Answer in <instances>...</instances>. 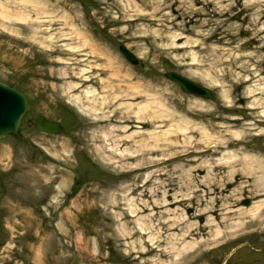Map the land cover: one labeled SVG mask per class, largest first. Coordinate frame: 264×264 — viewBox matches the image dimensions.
Here are the masks:
<instances>
[{"label": "rangeland", "instance_id": "374dc122", "mask_svg": "<svg viewBox=\"0 0 264 264\" xmlns=\"http://www.w3.org/2000/svg\"><path fill=\"white\" fill-rule=\"evenodd\" d=\"M2 1L4 3L5 0H0V3ZM14 1V8L0 14V83L18 91L26 99L27 110L19 127V137L56 155L57 163L67 170L45 159L29 143L15 136L0 139V264H75V259L52 229L56 214L55 230L67 247L73 242L78 264H264V224H250V227L241 224L226 240L200 246L197 244L205 241L209 229L200 233L195 229L205 225L206 216H193L197 209L210 206L217 209L229 206L232 211L249 210L263 197L253 199L247 190L240 191L239 185L216 194L212 183L219 184L222 189L226 183L225 172L213 177L204 165L201 171L191 176L192 180L193 177L196 179L190 186L189 178L182 179V171L177 169L183 164L179 159L164 162L158 168L160 173L152 176L142 187L146 180V177L142 178L144 173H127L103 160L109 157L106 143L99 137L93 139L89 118L48 89L55 82L44 78L40 72L47 61L57 57L68 62L78 58L68 54L58 56L52 51L62 43L76 48L79 41L73 33L84 34L97 46L96 49L107 50L111 58L120 61L125 69L131 70L159 96L172 95L177 112L182 113L189 106L192 113L198 115L189 117L195 129L202 128L216 138V132L227 126V119L238 121V125L230 130L232 133L250 125L253 129L250 136L260 133L261 137L249 140L246 151L263 158L264 123H258L242 109L244 103L238 101L244 91L254 85V80L238 85L227 73H236L242 79L248 76L231 69L232 62L237 63L235 66L245 64L248 69H264V0H224L220 14L214 15L217 6H212L210 12L213 14L195 17L192 26L188 24L187 13L180 10L179 0H173V6L172 0H144L143 6L141 0H30L26 4ZM119 4H132L135 10L143 11L150 18L145 16L128 24L120 18ZM258 9L262 10L260 17L255 15ZM138 14L141 16L142 13ZM255 18L259 20L253 24ZM51 19L59 23L66 20V27L61 25L59 28L65 34H73L75 39L72 42H60L62 39L49 41L45 39L52 36L51 32L33 34L36 30H46ZM249 25L254 26V31L243 34ZM174 36L182 39L172 46L170 37ZM186 44L191 45L186 51L171 49ZM193 45L199 47L193 48ZM120 46L135 56L138 65L133 66L124 58L119 52ZM167 73H175L207 88L213 95L212 99L186 95L166 79ZM94 76L96 74L92 73L91 77ZM256 80L262 88L264 72ZM231 106L233 110H229ZM40 116L59 122L63 126L61 134L50 136L35 131L33 123ZM218 117L221 119L217 120ZM197 134L194 139L199 140ZM95 146L103 147V156L96 154ZM182 147L179 146L177 152L190 151ZM242 148L243 145L237 147ZM66 150L71 151L68 157L63 156ZM219 158L216 155L210 159ZM207 159L204 157L200 161ZM188 168L191 166L184 169ZM166 177L180 182L178 186L164 189L166 192L170 190L169 196L180 197L183 194L193 199L192 192L198 191L197 198L191 204H177L142 213L143 203L151 208V200L160 201V195L149 197L159 185L167 184ZM77 179L80 183L75 189ZM61 183L65 188L59 204L54 207L51 199L57 194L55 187ZM204 187L215 196H205ZM125 189L132 194L127 196ZM115 197L121 204L119 210L112 204ZM215 197L219 200L215 201ZM128 199L134 200V205L128 207ZM171 202L168 198L167 203ZM125 208H135L139 214L135 218L128 216L127 220L116 221L114 215ZM174 222L177 223L171 224ZM175 225H178V231L169 230ZM140 227L147 229V236L139 238L141 234L137 232ZM159 231L163 234L157 247L153 243ZM185 231H193V235L185 240L193 247L181 256H172L171 248L178 243L175 241L179 239L178 233ZM125 232L137 234L124 237ZM199 234L204 235L201 237ZM93 240L96 250L93 249ZM151 245L164 252L165 256L148 253Z\"/></svg>", "mask_w": 264, "mask_h": 264}, {"label": "bare ground", "instance_id": "6f19581e", "mask_svg": "<svg viewBox=\"0 0 264 264\" xmlns=\"http://www.w3.org/2000/svg\"><path fill=\"white\" fill-rule=\"evenodd\" d=\"M141 1L140 3L143 6L145 1ZM222 1L224 0H179L177 3L181 4L179 5L181 6L179 7L180 10L187 13L188 24L192 26L195 23V17L210 15L212 6H217L213 12L214 15L220 14L223 9ZM19 2L26 4L30 0H19ZM174 4L175 2L172 0V6ZM13 5H16L14 0H5L4 3L2 1L0 3V14H3L8 8H14ZM195 6L200 7L196 8ZM119 7L121 20L128 24L137 22L145 16L147 17V14L143 13V11L135 10L132 4L124 6L119 4ZM138 13H142L141 16ZM261 14L262 10L259 11L258 9V13L256 12L255 15L260 17ZM258 20V18H255L252 23L255 24ZM61 25L66 27L67 21L63 20V23H59L51 19L46 25V30L42 32L36 30L33 34H48L51 32L53 37H48L45 40L62 39L60 42H72L75 39L72 38L74 34L79 41L76 48L68 47V44L62 43L52 51V54L57 53L58 56L68 54L78 58L70 59L68 62L57 57L56 60L47 61L45 67L40 69V72L44 78L55 82L48 89L72 104L80 114L89 118L90 127L94 132L93 139L99 137L102 142L106 143L105 148H107L109 157L103 158L104 161L110 165H116V168L125 170L127 173H144L142 178L146 177V180L144 179V183L141 185L144 187L152 176L160 173L161 169L158 168L164 165V162L179 159L183 164L182 166H177V169L182 171V179L188 180L189 178L188 185L190 186L194 184L196 179L193 177L192 180L191 176L195 172L201 171L204 165L209 170V173H213V177L225 172L224 181L226 183L222 189H220L221 186L219 184L212 183L213 191L217 190L216 194L219 191L225 192L230 186L239 185L238 189L240 191L247 190L253 199L263 197L254 203L249 210L232 211L229 206L218 209L215 206L205 207L203 210L197 209L196 214L193 216L200 218L206 216V218L205 225L202 228H196V233L203 232L206 228L209 229L205 234V241H201L197 245L209 246L226 240L242 226L241 224H246L249 227L251 226L250 224H264V156L262 158L259 155H250L246 151V144L250 142L249 140L260 138V133L251 137L250 131L253 129L250 125L241 129L238 133H232L230 130L238 125L236 119H227V126L222 127V131L216 132L218 134L216 138L210 133L203 131L202 128L200 130L195 129V125L189 121V117L192 114L197 117L198 115L194 112L192 113V109L189 106L182 112L183 114L177 112L175 109L178 107L172 95L168 97L159 96L156 91L151 90L140 79H137L131 70L125 69L120 61L111 58L107 50L96 49L97 46L84 34L77 32L72 35L63 33V29L59 28ZM253 31L254 26L249 25L243 30V34ZM170 39H172L171 45L173 46L174 42H179L182 37L174 36L170 37ZM190 47L191 45L186 44L185 46H174L171 49L186 51ZM197 47L199 45H193V48ZM236 64V62H232L230 64L231 66L233 65L231 69H237L240 73H247L248 76L242 79L233 72L227 73V76L235 79L238 85L254 80V85L247 88L238 101L244 103L245 107L242 109L248 112L251 117L257 119L258 123H264V86L261 88L258 83L259 80H256L264 72V69H248L245 64L235 66ZM92 73H95L96 76L91 77ZM94 84L97 85L96 88L93 87ZM233 109L232 106L229 108V110ZM220 119L219 117L217 118V120ZM210 127L215 128L213 125H210ZM238 128L241 127L238 126ZM195 134L199 135V140L194 139ZM242 145L245 149H237V147ZM179 146H184L182 148H185V150L189 148L190 151L179 153L177 152ZM94 151L97 155L103 156V147L95 146ZM70 154L71 151L66 150L63 156L68 157ZM49 155L56 159V155ZM216 155L220 156V158L214 161L210 159ZM204 157L208 159L200 161ZM188 166H191V168L185 170L184 168ZM141 176L139 175V177ZM166 181L167 184L159 185L154 192L150 193L149 198L151 199L153 196L160 195V201L151 200V208H148V204L141 201L143 203V207H141L142 213L146 210L155 211L177 204H191L197 198L198 191L192 192L193 199L189 195L183 194L180 197H177V195L169 196L168 192L170 190L166 192L164 189L166 187H174V185L178 186L180 182L172 177H166ZM64 188L65 185L62 183L55 187L57 194L51 199V204L54 207L59 204ZM204 188L206 190L205 196L214 195L208 191L207 187ZM125 190L127 191V196L132 194L129 189ZM168 198H171V203H167ZM214 199L215 201L219 200L216 197ZM133 201L132 199L127 200L128 207L134 205L132 204ZM118 202V198L115 197L112 204L116 210H119V205H121ZM138 214L139 211L135 208H125L120 213H116L114 219L116 221L127 220L128 216H130L129 218H135ZM246 218L247 221H245ZM213 225L215 226L213 227ZM177 227L178 225L171 226L169 230L178 231ZM138 230L137 233L141 234L139 238H142L143 235L147 236V229L140 227ZM161 232L163 231L158 232V236L155 238L156 241L153 243L157 247L160 242L158 239L162 237L166 230L163 233ZM137 233L125 232L124 237H132ZM191 235H193V231L178 233L179 239L175 238L178 243L171 248L172 256H181L193 247L192 243L185 242ZM203 235L200 236L202 237ZM241 235L243 236L244 234ZM148 240H150L149 237ZM94 242L93 240V249L96 250ZM179 245L180 247H177ZM157 247L151 245L147 252H156L160 257L165 256L164 252L158 250Z\"/></svg>", "mask_w": 264, "mask_h": 264}, {"label": "water", "instance_id": "95a60500", "mask_svg": "<svg viewBox=\"0 0 264 264\" xmlns=\"http://www.w3.org/2000/svg\"><path fill=\"white\" fill-rule=\"evenodd\" d=\"M120 52L125 56V58L131 64H137L134 56L129 53L125 48L120 47ZM166 78L180 86L183 92L201 97L203 99H211V94L205 88L190 82L187 79L182 78L173 73L166 75ZM27 109V104L25 98L18 93L17 91L3 85L0 83V138L6 135H18V129L22 117L24 116ZM34 128L38 132H42L50 135H57L61 131V126L56 122H50L44 117H39L35 121ZM20 139L28 142L33 147H35L45 158L55 162L53 158L47 155L43 149L37 147L31 141L19 137ZM79 181L76 182V187L78 186ZM55 231V229H54ZM73 252V249H70Z\"/></svg>", "mask_w": 264, "mask_h": 264}]
</instances>
